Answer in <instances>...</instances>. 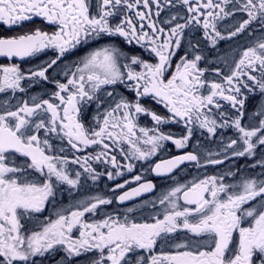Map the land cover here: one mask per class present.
Wrapping results in <instances>:
<instances>
[{"label": "snow or ice", "instance_id": "6c2138e0", "mask_svg": "<svg viewBox=\"0 0 264 264\" xmlns=\"http://www.w3.org/2000/svg\"><path fill=\"white\" fill-rule=\"evenodd\" d=\"M179 2L186 8L187 15H172L163 22L169 25L165 28L158 27L152 19L153 5L157 9L154 15L161 14V0H95L94 4L91 0H0V22L5 25L42 17L56 26L52 33L36 29L0 38V56L23 60L49 48L57 51L56 57L38 71L26 74L18 64L0 67V93L25 91L21 85L25 79L48 80V69L66 53L102 37L123 38L127 45H139L155 58L154 63L149 62L142 54L115 46L95 49L75 65V71L70 75L65 73L66 82L55 81L57 90L51 99L36 102L33 97L31 104L23 101L14 110L5 107L0 111V264H35L33 257L43 256L57 245L63 246L68 258L98 252V258H93L90 264H133L132 257L134 264H264V179L255 177L227 184L224 176L213 175L177 186L159 200L167 207L163 218L157 215L152 223L113 216L88 223L83 219L86 213H95L99 205L113 202L97 196L94 202L81 204L68 214H58L38 231L28 233L22 224L25 216L41 213L49 197L54 195L53 177L72 188L80 182L79 171L73 178L67 170V157L46 154L41 143L48 149L51 145L48 139L41 141V130L45 136L55 134L67 138L68 144L77 151L101 146L102 150L95 156L71 161L79 164L93 180L98 179L100 173L89 164L91 159L110 163L117 169L121 167L116 155H110V148H118L125 160H147L166 141H171L178 150L188 147L193 125L212 135L218 126L233 127L238 138L231 139L225 146V151L231 150L233 157H251L258 146H264V41L242 51L231 73L223 76V84H209L204 79L205 70L199 66L203 59L199 42L190 45L191 50L180 58L175 71L169 73L185 29L190 25L202 28L204 39L215 47L219 40L245 32L253 21L264 26V0ZM164 3L172 5L173 0H164ZM229 4L234 11L226 10ZM235 12H242L247 18L238 22L225 37L217 29V22L234 16ZM109 86H113L112 91H108ZM119 86L134 94L133 97L117 93ZM205 88L208 89L206 95L202 91ZM257 90L261 97L256 112L260 117L258 126L246 127L242 123L249 100L246 92ZM100 93L111 101L102 113L99 107L107 102ZM116 95L118 100L114 99ZM144 97L164 105L171 118L146 107L141 101ZM221 101L228 102L235 110L234 118L221 111ZM93 102L98 109L92 118L95 124L86 127L83 122L87 117L86 106ZM213 110L219 113L222 123L218 124ZM140 115L149 116L156 127H139ZM169 119L183 123L187 134L177 138L160 131L159 126ZM16 153L29 158L26 168L10 164ZM186 161L199 165L200 157L195 152H185L161 160L152 171L156 175L171 173ZM206 163L219 165L223 160L208 158ZM259 163L264 166V161ZM123 167L132 172L134 166L128 163ZM27 169L45 178L39 183L30 180ZM116 175L122 172L117 171ZM227 175L235 173L229 171ZM107 176L112 179L113 173L108 172ZM133 181L137 187L119 195V202L155 187L151 181L141 182V175H135ZM128 183L130 181L126 180L116 188H124ZM250 202H257L259 206ZM74 229L79 231L78 238H73ZM181 230L205 239L193 241L194 249L187 243H177L175 252L161 250L156 254L158 241L167 243L173 239L172 233Z\"/></svg>", "mask_w": 264, "mask_h": 264}, {"label": "flooded vegetation", "instance_id": "af4514ba", "mask_svg": "<svg viewBox=\"0 0 264 264\" xmlns=\"http://www.w3.org/2000/svg\"><path fill=\"white\" fill-rule=\"evenodd\" d=\"M94 4L95 0H91ZM161 14L156 17L154 13L156 12V7L153 5V17L152 19L156 21L158 27H169V25L163 23L164 21L170 19L172 15L186 16V8L179 2V0H173L172 5L164 3ZM174 5V6H173ZM229 11H234L232 5L229 4L227 9ZM246 14L242 12H235L234 16L225 17L223 20L217 22V29L225 37L229 36L230 31L238 25L242 19H246ZM115 22V20L113 21ZM183 23V20L180 21ZM147 23V22H145ZM36 29L52 33L56 30L55 25L49 24L42 17H33L31 20L23 21L17 25H5L0 22V38H9L13 36H18L25 33H30ZM264 41V26L259 22L253 21V23L246 29L245 32L238 34L235 37L226 38L224 40H219L218 43L213 47L210 42L206 41L203 36L202 28H198L195 25H190L185 29L184 38L181 41V48L176 50L177 54L173 57L172 67L169 69V73L175 71V65L180 62V58L185 55L186 52L191 50L190 45H195L199 42V51L203 56L200 61L199 66L205 70L204 79L210 84L211 82L224 83L223 76L229 75L235 66V61L239 59L240 54L247 47H253L258 42ZM105 46H115L122 48L124 51L131 49L132 51L142 54L144 59L149 62H155V58L150 56L145 49L140 48L139 45H127L123 38L120 37H102L98 40H91L87 44L78 45L77 48L72 49L61 57L56 65L49 68L46 75L48 80H44L39 77L32 79H25L21 81L22 87L25 91L21 92L17 90L13 93L11 90L0 93V111H3L5 107H14L23 101H28L29 104L33 102L32 98H36V102L42 99H51L52 93L55 92L56 85L55 81L66 82V75L75 71V65L79 64L80 60L86 56L91 51L105 47ZM57 51L54 49H46L45 51L38 53L32 57H26L23 60L19 57L7 58L0 56V67L9 66L12 64H18L23 72L26 74L30 71H38L42 67H46L47 64L56 57ZM219 70V75L217 74ZM258 75V73H257ZM113 86L108 87V91H112ZM206 95L208 89L202 90ZM246 91V90H245ZM117 93H123L125 96L130 98L134 94L130 93L123 86L117 87ZM249 100L245 104V115L242 119L244 126H258L260 117L256 116V112L259 110V105L261 97L259 91L255 93H247ZM103 96L104 101L107 103L101 104L99 107V112L102 113L104 108L110 103V98H108L104 93H100ZM114 99L118 100L119 96L116 95ZM142 103L155 111L157 114L171 118V113L162 104H157L150 97L141 98ZM223 105L221 111H224L229 118H234L236 112L231 108L230 104L226 101H221ZM87 117L84 119L85 126H94L95 121H93V116L97 114V103L93 102L86 106ZM213 115L218 121V124L222 123L219 113L213 110ZM137 124L139 127L154 128L155 123L151 120L149 116L140 115L137 119ZM193 135L189 141L188 147L183 150L176 149L175 145L171 141L163 142V146L158 149L155 155L149 157L147 160H125L121 155L119 149L113 150L110 148L108 151L110 155H116L117 161L121 165L119 169L112 167L110 163H103L101 161H96L94 159L89 160L92 168L100 173L98 179L93 180L89 173L85 172L79 164H73L71 161L77 157H88L89 155L95 156L102 149L99 145H93L88 148H83L81 151L73 149L67 142V138H61L55 134H49L45 136L44 131L41 130L39 133L41 141L44 139L49 140L51 149L41 143V147H45L46 154L52 156L67 157L69 160L67 170L75 178V173L79 171L81 173L80 182L76 188L63 183L55 181L53 177V190L54 195L49 197L45 204V208L41 213L32 214L31 217L25 216L22 219V224L27 229L28 233L31 231H38L47 223L49 220H55L58 214H68L72 210H75L79 205L94 202V197H101L105 199H111L113 202L107 205H99L95 213H86L83 219L88 223H95L106 219L109 216L118 217L121 220L127 217L129 220H134L138 223L149 222L152 223V219L155 216L163 218L164 208L167 204L161 205L159 200L166 195L171 189L185 184H190L191 182L204 179L209 176H224V182L227 184H237L244 178H258L264 179V167L260 165V161H264V146H258L256 152L253 156L248 157H233L231 150L225 151V146L231 139H237L238 133L233 127H217L215 135L209 134L206 129H201L198 125H193ZM160 131L165 134H171L174 137H181L186 135V128L183 123H176L174 120L169 119L168 123L159 126ZM139 134V133H138ZM111 144V141H106ZM127 148V145H125ZM195 152L200 157L199 165L196 162L186 161L179 165L171 173H166L162 175H156L152 169L155 167L156 163L161 160L171 159L174 156L182 155L185 152ZM217 153L219 155H217ZM211 154V156H209ZM227 157V158H225ZM208 158L221 159L222 164L211 165L207 164L206 160ZM253 158L251 162L253 165H248L251 167L246 168L249 160ZM260 159V161H259ZM256 162V163H255ZM30 163L29 158L21 156L16 153L11 157L10 164L17 167H27ZM128 163L133 164V171L128 172L123 165ZM122 172V175H116V172ZM231 171L235 173L234 176H228L227 173ZM108 172L113 173V178L109 179L107 176ZM28 178L30 180L41 182L45 177L38 172H34L32 169H27ZM135 175H141L142 181H151L154 184V189L147 193H142L140 196H135L130 200H126L123 203L119 202L117 197L125 191H129L131 188L137 187V183L133 181ZM130 181L126 184L124 188H116L117 184H123L125 181ZM259 199V198H258ZM183 204V201H180ZM259 206L257 202H250ZM248 205H245L247 207ZM128 209H132L131 212ZM245 226H247L245 224ZM23 231V230H22ZM73 238H78L79 231L77 229L73 230ZM170 239L167 243L158 241L156 254H159L161 250L167 252H175L174 247L177 243H187L191 248H195L193 241H202L204 237H194L191 233H186V231L181 230L177 233H172ZM201 247L203 245L201 244ZM98 252H88L80 256H74L68 258L67 253L64 251L63 246L57 245L49 252L45 253L43 256L37 255L33 257L35 264H90L93 258H98ZM134 264V257H132Z\"/></svg>", "mask_w": 264, "mask_h": 264}, {"label": "rangeland", "instance_id": "374dc122", "mask_svg": "<svg viewBox=\"0 0 264 264\" xmlns=\"http://www.w3.org/2000/svg\"><path fill=\"white\" fill-rule=\"evenodd\" d=\"M253 160H254L253 158H251V159L249 160V162H248L246 168L251 167V166H248V165H253V163H251ZM259 161H260V159H259ZM255 163H256V162H255ZM260 165H261V164H260ZM262 167H264V166H262ZM263 169H264V168H263ZM263 175H264V174H263Z\"/></svg>", "mask_w": 264, "mask_h": 264}]
</instances>
